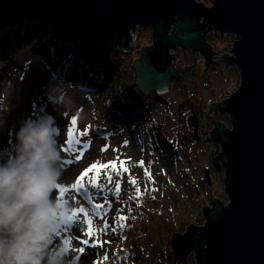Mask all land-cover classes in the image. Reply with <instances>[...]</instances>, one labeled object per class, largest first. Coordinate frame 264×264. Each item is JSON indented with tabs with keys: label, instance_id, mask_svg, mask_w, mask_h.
Masks as SVG:
<instances>
[{
	"label": "rangeland",
	"instance_id": "rangeland-1",
	"mask_svg": "<svg viewBox=\"0 0 264 264\" xmlns=\"http://www.w3.org/2000/svg\"><path fill=\"white\" fill-rule=\"evenodd\" d=\"M197 1L211 7L214 0ZM33 25L39 27L36 35L31 30ZM41 30L53 31L64 46L85 45L87 55L98 62L110 61V74L104 84L88 90L79 84L78 75L71 77L66 71L58 70L46 46H42ZM135 33L136 39L132 33L126 53L115 50L107 59H99L87 51L84 41L67 43L44 20L10 23L0 34V158L13 154L14 134L20 122L29 116L35 118L39 109L54 116L58 126L63 165L58 184L69 191L63 194V199L57 197L65 207L52 225L50 253L61 264H82L87 255L93 264H184L174 257L172 236L184 234L191 225H204L203 208L211 207V192L224 204L229 201L224 189L225 170L218 173L212 166L213 150L216 153L218 146L220 153L221 147L207 143L206 139L211 137L213 122L204 115L200 122L201 141L196 143L186 128L185 118L190 114L188 100L201 116L200 105L202 110L207 108V113L211 103L220 104L238 89L241 78L236 65L227 59H220L219 63L216 55V67L210 76L200 79L199 53L181 48L171 51V55L175 54V65L183 61V67H192L196 59V76L191 77L189 72L184 82L171 81L164 96L151 93L142 99L138 109L145 113V125L136 129L142 122L130 115L123 118L119 111L122 103L131 97L130 87L135 80L132 66L139 58L138 51L151 47L153 33L147 27H138ZM36 37L40 42L34 44ZM207 42L215 54L220 51L219 56H233L230 52L234 35L225 34L222 38L220 33L210 32ZM54 83H63L65 95L61 100L70 103L54 106L50 102L46 93ZM182 104L186 109L179 111ZM210 116L231 126L228 115L212 111ZM161 135L169 143H163ZM70 138L71 145L67 143ZM94 163H115L116 167L87 171ZM205 170L211 174L210 186L204 183ZM132 180L136 183L132 184ZM93 182H98V187L78 190L76 197L75 188L79 184L88 186ZM55 191L59 193L58 189ZM76 200L88 210L89 216L97 211L93 204L103 205L93 219L91 238L81 236L79 220L68 221L73 210L78 212ZM66 235L88 240L89 244L82 245L77 239L69 243ZM135 238H138L136 245ZM94 241H103L102 246H92ZM81 247L83 253L78 251ZM187 264H196L194 253L188 257Z\"/></svg>",
	"mask_w": 264,
	"mask_h": 264
},
{
	"label": "water",
	"instance_id": "water-1",
	"mask_svg": "<svg viewBox=\"0 0 264 264\" xmlns=\"http://www.w3.org/2000/svg\"><path fill=\"white\" fill-rule=\"evenodd\" d=\"M26 19L51 24L67 43L84 41L87 51L99 59L115 50L126 53L132 33L136 39L138 27L151 28L152 46L138 51L132 66L134 100L151 93L164 96L169 82L180 78L183 61L173 68L171 51L202 53L210 66L207 35H234L233 56H219L220 51L216 55L219 63L227 59L236 65L240 85L220 104L211 103L206 113L214 125L207 143L221 147L220 153L218 146L216 153L213 150L212 166L218 173L225 170L229 201L224 204L210 191L204 225L175 233L171 243L175 259L184 264L192 253L196 264H264V0H214L211 7L197 0H0V34L8 24ZM186 103L191 106L186 128L200 143V121L194 104ZM212 111L230 116L231 126L214 120ZM204 175L210 186V171Z\"/></svg>",
	"mask_w": 264,
	"mask_h": 264
},
{
	"label": "clouds",
	"instance_id": "clouds-1",
	"mask_svg": "<svg viewBox=\"0 0 264 264\" xmlns=\"http://www.w3.org/2000/svg\"><path fill=\"white\" fill-rule=\"evenodd\" d=\"M54 106L70 100L63 83L46 93ZM13 154L0 158V264H61L50 253L52 225L65 205L53 198L63 174L54 116L39 109L15 131Z\"/></svg>",
	"mask_w": 264,
	"mask_h": 264
},
{
	"label": "trees",
	"instance_id": "trees-1",
	"mask_svg": "<svg viewBox=\"0 0 264 264\" xmlns=\"http://www.w3.org/2000/svg\"><path fill=\"white\" fill-rule=\"evenodd\" d=\"M31 30L33 35H36L39 31V27H37V25H33L31 26ZM39 35L43 37L42 41L44 44L42 46H46L47 53L51 56V59H53L55 65H57L58 70H62V72L66 71L67 75L71 77L78 75L77 80L79 81V84L83 88H86L88 90L92 89L93 87H99L100 85L104 84V80H106L107 75L110 74L109 68L110 66H112L110 61L98 62L93 58L89 57L87 55L85 45H80L79 47L64 46L63 43L59 42L56 39L57 37L51 30H41ZM34 42V44H37V42H40V38H34ZM5 43L6 42L3 40L1 45L3 47L6 46ZM142 99H144L142 96H140L138 100H134L130 97L128 101L122 103L123 107L121 111H119L120 115H122L123 118H126L130 115L129 117L137 118L139 119V122H142V124L140 123L139 126L136 127V129H139L143 125H145L143 119L145 113L138 109V106H141V101H143ZM158 99L161 100V98L159 97ZM145 110L146 109H143V111ZM158 128L161 129L160 124H158L157 129ZM160 139L163 143H169L163 135H161ZM137 240L138 238H135L133 244L136 245ZM85 257L86 261L81 262L82 264L94 263L89 260L90 256L87 255Z\"/></svg>",
	"mask_w": 264,
	"mask_h": 264
},
{
	"label": "snow or ice",
	"instance_id": "snow-or-ice-1",
	"mask_svg": "<svg viewBox=\"0 0 264 264\" xmlns=\"http://www.w3.org/2000/svg\"><path fill=\"white\" fill-rule=\"evenodd\" d=\"M76 123V119L75 117H73L72 119V124L74 125ZM71 129L69 130V137H71ZM84 135H87V132L84 133ZM72 139L70 138L67 143L69 145H71L72 143ZM76 143H79V141H76ZM87 146V145H86ZM70 150V148L68 149ZM102 150H106V149H102ZM67 163H71V161H67ZM141 164L143 163L142 161L140 162ZM108 167H111V168H115L116 167V164L115 163H110V164H99V163H94L91 168L87 171H91L93 169L95 170H99L100 168H108ZM124 171L126 172L127 169L125 168ZM87 172H85L84 174L81 175L80 179H83V175H86ZM109 180H111V176L108 177ZM132 184H135L136 181L135 180H132L131 181ZM89 187H98V182H93V183H90L88 186H85L84 184H79L76 188H75V193H76V197H77V191L78 190H86L88 189ZM56 189L59 190V193L57 191H54L52 193V196L53 198L57 199L58 195L60 196L61 199L64 198L63 194L67 191H69V189L67 188H64V187H61L60 184L57 185ZM117 189H119V184H117ZM137 191H139V189H137ZM69 207H71V205H69ZM76 207L78 208V212L73 210L72 213H71V216L69 217V220L68 221H76V220H79L80 223L82 224V230H81V236H84V235H87L89 238H91V235H92V222H93V219L96 218L101 210V208L103 207V205H99V204H93V207L96 208V213H93L91 216H89V212L88 210H86V208L84 206H82L78 200H76ZM82 214V215H81ZM100 219H103L102 216H99ZM121 219H124V217H121ZM108 228V225L105 224V229ZM87 229V231H86ZM66 238L67 240L70 241L72 239H77L79 240V242L82 244V245H88L89 244V241L88 240H85V239H81L80 237H72V236H69V235H66ZM102 243L103 241H94L92 246H97V245H100L102 246ZM69 251H71V249H69ZM78 251L80 253H83L84 252V248L81 247L80 249H78ZM107 258V257H105Z\"/></svg>",
	"mask_w": 264,
	"mask_h": 264
},
{
	"label": "flooded vegetation",
	"instance_id": "flooded-vegetation-1",
	"mask_svg": "<svg viewBox=\"0 0 264 264\" xmlns=\"http://www.w3.org/2000/svg\"><path fill=\"white\" fill-rule=\"evenodd\" d=\"M152 46V45H151ZM191 51V50H190ZM215 50L213 49L212 47V64L210 66L207 65V62H206V56L203 55L202 53H200V79L204 78V77H208L210 76L211 74V71L212 69H214L217 65V61H216V54H215ZM175 60V59H174ZM194 66L190 67L188 66V68L186 67H183L184 70L179 72V79H177V81H180V82H183L184 79H186V76L189 74L190 72V75L191 77L195 78L196 74H195V70H197V65L196 63H193ZM196 65V66H195ZM177 65L174 64L173 62V68H176ZM194 72V73H193ZM171 82V81H170ZM170 82H169V86H170ZM201 84V82H200ZM190 103H193V102H190ZM194 104V103H193ZM202 105H200V112L202 114V117L201 116H198V119L200 122L203 121L204 119V115H206V109L202 110ZM186 109V107L184 108V110ZM190 112H191V107L189 108ZM189 110H187L186 112H188ZM197 113V112H196ZM200 117V118H199Z\"/></svg>",
	"mask_w": 264,
	"mask_h": 264
}]
</instances>
